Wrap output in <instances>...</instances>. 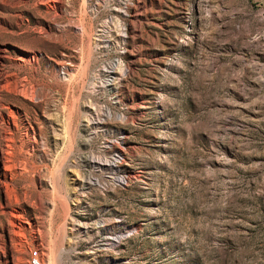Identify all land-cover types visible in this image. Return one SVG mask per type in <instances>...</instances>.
Returning <instances> with one entry per match:
<instances>
[{"label":"rangeland","instance_id":"rangeland-1","mask_svg":"<svg viewBox=\"0 0 264 264\" xmlns=\"http://www.w3.org/2000/svg\"><path fill=\"white\" fill-rule=\"evenodd\" d=\"M0 48V264H264V3L0 0Z\"/></svg>","mask_w":264,"mask_h":264},{"label":"bare ground","instance_id":"bare-ground-1","mask_svg":"<svg viewBox=\"0 0 264 264\" xmlns=\"http://www.w3.org/2000/svg\"><path fill=\"white\" fill-rule=\"evenodd\" d=\"M4 59H5V56L3 55V50L0 48V110H2L1 117H0V162L2 163V167H3L2 171H3V174L5 176L6 174H8V172H10L12 170V168L14 166H16V164L19 161L18 159L20 158V156L23 152H22L21 146L16 143L17 140L15 142V136L13 135V133L18 131L19 125L16 122L17 117H16L15 113L13 111H11L10 109H8V107L4 104V102H2L3 101L2 94L3 93L14 94V95L20 96L22 99L28 97L29 95H28L27 86H25L22 82L23 80L21 81V79H20V76H19L20 71L18 73H11L8 70H5L4 69V63H3ZM19 62L24 63V60L21 59V60H19ZM22 67L23 66L20 64L19 68H22ZM109 73L111 74L113 72L110 71ZM16 113L18 114V116L20 118V124H24V114H23L22 109L17 110ZM5 123H6V128L3 127L5 125ZM10 126L13 127L14 131H11V129H10L8 132H6ZM19 140H20V138H19ZM20 142H22V140ZM123 144H124V142H123ZM21 145H22V143H21ZM32 148H33V146H32ZM117 153H118L117 156H115V158L113 160H107V161H104V163L106 166L119 171L120 166L118 163L119 162L122 163L121 160L123 159L124 156L122 155V152H120V151H117ZM12 163H13V166L11 165ZM100 169H101V167H100ZM121 180L122 181H128L127 176H122ZM84 183H85V185H88L90 187V186H93L94 184L99 183V180H98V178L90 177L89 182L86 183V181H85ZM124 236H125L124 234L114 235L113 238H111L110 240L112 243H116L121 238H123ZM115 263L117 264V262H115Z\"/></svg>","mask_w":264,"mask_h":264},{"label":"built area","instance_id":"built-area-1","mask_svg":"<svg viewBox=\"0 0 264 264\" xmlns=\"http://www.w3.org/2000/svg\"><path fill=\"white\" fill-rule=\"evenodd\" d=\"M29 263L30 264H42V261L39 257V250L33 248L29 251Z\"/></svg>","mask_w":264,"mask_h":264},{"label":"crops","instance_id":"crops-1","mask_svg":"<svg viewBox=\"0 0 264 264\" xmlns=\"http://www.w3.org/2000/svg\"><path fill=\"white\" fill-rule=\"evenodd\" d=\"M262 3H264V0H260Z\"/></svg>","mask_w":264,"mask_h":264}]
</instances>
